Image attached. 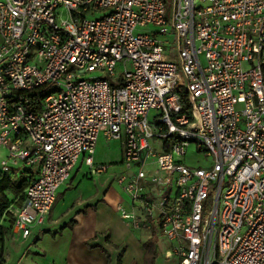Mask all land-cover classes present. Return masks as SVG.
<instances>
[{
    "label": "built area",
    "instance_id": "1",
    "mask_svg": "<svg viewBox=\"0 0 264 264\" xmlns=\"http://www.w3.org/2000/svg\"><path fill=\"white\" fill-rule=\"evenodd\" d=\"M0 38L2 171L33 176L13 231L45 224L81 162L108 171L104 136L122 146V218L169 258L264 264V0H0ZM191 144L210 167L177 161Z\"/></svg>",
    "mask_w": 264,
    "mask_h": 264
},
{
    "label": "crops",
    "instance_id": "2",
    "mask_svg": "<svg viewBox=\"0 0 264 264\" xmlns=\"http://www.w3.org/2000/svg\"><path fill=\"white\" fill-rule=\"evenodd\" d=\"M103 142L112 141L100 137L98 165L104 164L97 157ZM120 208L130 211L131 204L116 179L93 174L81 162L59 189L45 224L27 238L13 231L4 245L5 264H173L167 256L173 245L159 230L136 227L122 218Z\"/></svg>",
    "mask_w": 264,
    "mask_h": 264
},
{
    "label": "rangeland",
    "instance_id": "3",
    "mask_svg": "<svg viewBox=\"0 0 264 264\" xmlns=\"http://www.w3.org/2000/svg\"><path fill=\"white\" fill-rule=\"evenodd\" d=\"M171 2H172V0H165L166 4H169ZM62 13H63L62 17H60V19H59L60 23L62 21L68 20L67 14L65 12H62ZM97 76H99V74L95 73V74L88 75L87 78H94ZM108 81L110 82L111 85L113 84V80L111 79V77H108ZM150 117L152 119L153 115L151 114ZM152 144L154 145L153 141H152ZM158 146L156 145L155 147L158 148ZM158 149L161 150L162 148L159 147ZM121 152H122V146H121V142H119V141H112L110 143L103 142V143H101V145H99L97 157L104 163L103 165L110 166L108 171L106 172L107 175L116 178L117 176L122 174V171L124 169H123V165H122V156H121L122 154H121ZM2 156H4V157H2ZM2 158H4V159L8 158V152L6 151V149L0 147V163L2 162ZM176 159H177V161L182 162L186 166L193 167V168H199V167L208 168L212 165L211 159H209V160L206 159L204 153L198 152V148L195 144H191L189 146L186 156L180 157V158L176 157ZM100 165H102V164H100ZM11 168H12V173H8L9 175L14 176L13 174L16 175L19 173V170H16V168H13V167H11ZM15 178H17V177H15ZM24 184L26 186L27 182L25 181ZM16 191H18V190H16ZM21 194H19V195L8 194L9 199H10V203H13V205L16 208L20 207L19 197ZM11 236H12V234H10L7 237V240H9V238H11ZM173 257H172L173 264H176L177 263V257H174V258ZM2 258L4 260V253L2 254Z\"/></svg>",
    "mask_w": 264,
    "mask_h": 264
},
{
    "label": "trees",
    "instance_id": "4",
    "mask_svg": "<svg viewBox=\"0 0 264 264\" xmlns=\"http://www.w3.org/2000/svg\"><path fill=\"white\" fill-rule=\"evenodd\" d=\"M183 101L188 105L186 94L183 95ZM27 107L34 112L40 111L39 97H35ZM9 175L8 173L0 170V264H5L2 258L4 245L7 241V237L13 234L14 227V215L11 213V208H16L13 203H10L8 194L20 195V206L23 201L24 192L33 180L31 172L25 170L18 174ZM17 177V178H15ZM13 178V179H12ZM27 182L25 186L24 182ZM18 190V191H16ZM155 244V242H153Z\"/></svg>",
    "mask_w": 264,
    "mask_h": 264
}]
</instances>
